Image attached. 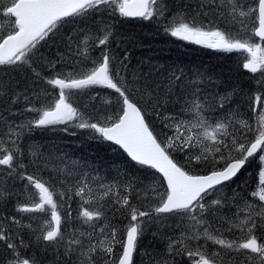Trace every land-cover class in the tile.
I'll return each mask as SVG.
<instances>
[{
    "label": "snow or ice",
    "instance_id": "1",
    "mask_svg": "<svg viewBox=\"0 0 264 264\" xmlns=\"http://www.w3.org/2000/svg\"><path fill=\"white\" fill-rule=\"evenodd\" d=\"M180 7L181 10L172 16L171 26L165 29L171 36L228 52L243 50L250 57L243 68L264 74V0H252L251 4L246 0H198L191 18L187 15L190 6ZM0 8L11 20V30L0 33V66L11 67L18 77L15 81L8 80L5 72V78L0 79V107L3 108L0 127L13 145L11 151L3 149L0 165L10 169V176L19 169L20 179L28 182L26 187L35 190L26 194L27 200L32 201L35 197V201L18 205V212L50 213V219L35 237L36 241L46 242V247H52L58 254L57 259L62 256L67 264H134L138 240L149 224L179 216L187 218L189 224L181 233V239L171 240L168 244L169 252L175 250L177 255L186 254L193 264H252L253 260L264 264V169L258 173L256 190L250 193V197H258V202L249 203L238 192H234L231 200L226 196L207 200L210 193L220 191L226 182L238 178L250 158L264 153V111L259 113L255 126L243 120L239 121V128L231 120L211 121L205 114V105L200 102L199 90L184 82L182 69L161 68L157 71V79L152 78L151 72H129L128 55L115 56L111 49L116 42L114 25L104 21L98 24L93 19L106 13L145 20L160 19L170 11L165 0H7L0 3ZM210 14L235 27L236 33L216 26L208 19ZM200 17L208 19V23H203L198 19ZM76 18L81 27H73L59 37L61 26L74 23ZM253 37H258L260 42L253 43ZM49 40L54 43L60 40L63 47H57L55 53L45 56L41 53V42ZM95 48L101 49L98 60L91 59L90 50ZM84 61L90 62L92 67L83 68ZM57 65L80 68V71L58 72ZM161 72L163 79H159ZM40 82L56 92L54 102L46 107H26L25 111L36 113V118L17 125L10 117L19 113L17 106L21 100L30 101L29 93L38 91L33 85ZM93 86L113 90L115 99L103 98L99 92H93L86 94L87 102L79 107L73 106L76 101L69 102L70 94H79L71 93V90L83 91ZM33 98L39 101L38 95ZM228 99L227 96L220 98L219 107L223 108ZM251 99L254 110L264 109L261 94ZM175 105H179V115L167 111L169 106ZM9 106L16 111H11ZM189 114H194V118H184ZM149 115L158 118L166 131L155 133L146 119ZM69 122H74L78 129L93 130L99 139L119 145L137 164L160 174L163 191L150 186L142 189L138 185L144 181L133 177L122 187L101 185L103 191L97 197L88 183V174L77 173L76 195L82 200L87 197L84 204L114 194L115 204L119 206L117 210L127 209L128 224L123 229L100 227L97 234L93 225L91 231L71 230L66 234L62 223L71 216V206L62 217L56 199L57 195L63 198L64 193H58L51 180L42 181L28 175L27 166L18 163L25 155L19 146L25 128L30 131L33 126L64 124L63 131L67 132ZM250 133L252 139L248 138ZM176 153H183L185 158L176 159ZM31 154L37 157L36 151ZM259 159L264 161V155ZM204 166H209L206 174H194L195 167ZM70 177L73 173L66 171L65 179L59 182L65 184ZM149 191L157 200L151 211H143L131 203L133 192L137 193V198L142 194L147 199ZM6 198L7 193L0 190V200ZM229 203L238 209L231 217L223 215ZM81 207L79 215L85 224L105 215L101 207L92 211ZM240 212L244 213L242 217ZM5 219L20 225L15 216ZM214 221L216 225H226L223 231L214 226ZM27 228L31 229V224ZM234 230L240 233L237 239L225 238V233ZM202 238L219 246L220 251L209 253L199 244ZM0 242L10 253V258L3 257L0 264H39L34 255L28 254L30 245L25 244L18 233L0 226ZM193 244L196 246L192 247ZM117 248L119 255H116ZM154 264H169V261L157 260Z\"/></svg>",
    "mask_w": 264,
    "mask_h": 264
},
{
    "label": "trees",
    "instance_id": "2",
    "mask_svg": "<svg viewBox=\"0 0 264 264\" xmlns=\"http://www.w3.org/2000/svg\"><path fill=\"white\" fill-rule=\"evenodd\" d=\"M6 2L7 0H0V3ZM246 2L251 4L252 0H246ZM165 3L168 4L170 11L166 12L165 16L160 19H129L120 17L118 13L113 15L106 13L103 16L96 15L93 19L98 24L100 21H104L114 25L116 42L111 45V49L115 56L128 55L130 61L129 72L142 71L144 74L151 72L152 78L157 79V71L161 68L165 70L180 68L185 73L184 82L199 90L200 102L205 105V114L211 121L227 122L231 120L233 125L239 128V121L243 120L255 126L259 113L264 109L256 108L254 110L251 98L256 94H261L264 97V74L261 71L252 73L249 69L243 68V64L250 58L249 54L243 50L228 52L171 36L170 32L165 31V29L171 26L172 16L181 10L180 6L189 5L187 15L191 18L197 9L198 0H165ZM198 19L203 20L205 24L208 23V19L213 20L216 26L234 34L237 31L235 27H231L226 21L216 20L211 14L208 19L202 17ZM73 27H81L79 18H76L74 23L62 25L57 35L63 37L65 32ZM10 30L11 20L3 15L2 8H0V33ZM256 41V38L253 37L252 42L256 43ZM41 45V53L45 56L55 53L57 47H63L60 40H56L55 43L52 40L47 43L41 42ZM100 52V48L90 50L91 59L98 60ZM36 67L39 69L40 65L37 63ZM82 67L90 68L92 64L84 61ZM73 70L80 71V68L72 69L57 65L58 72ZM5 72L8 74L6 79L11 81L18 79L14 69L3 66H0V79L5 78L3 75ZM22 75L28 74L22 73ZM163 75V72H161L159 79H163ZM30 81L31 77L29 76ZM33 87L38 91L29 93V102L21 100L17 106L19 113L10 117V120L17 125L27 124L36 118L37 114L25 111L26 107H46L48 104L53 103L56 98V92L52 87L43 82L33 85ZM77 92L78 95L70 94L69 98V102L76 101L73 104L74 107H79L87 102L86 94L99 92L101 97L112 99H115L116 95L113 90L106 89L103 86H93V88L83 91L71 90V93ZM36 95L39 96V101L33 98ZM225 96L229 99L225 101V106L220 108L218 101ZM97 105L99 106V102H97ZM9 108L13 112L16 111L11 106ZM0 111H3L2 107H0ZM167 111L173 115H179V105L169 106ZM149 112H151V109H149ZM184 118H194V114H189ZM146 119L155 133L166 131L162 128L158 118L149 115ZM64 127V124H59L43 128L33 126L30 131L25 128L19 141V146L25 155L18 163L27 166L25 171L28 175H34L42 181L51 180L55 183L57 192L64 193L63 198L57 195L56 199L58 211H60L62 217L69 211V205L71 206V216L62 223V230L66 234L71 230L91 231L93 225L96 226L98 234L100 227L107 229L112 226L123 229L128 224L127 209L120 208L117 210L119 206L115 204L116 196L114 194L98 202L84 204L87 197L82 200L80 196L76 195L77 173L88 174V183L97 197L103 191L101 185L113 184L122 187L133 177L144 181V184L138 185L142 189L150 186L163 191L160 176L154 170L134 163L119 147L99 139L98 134H94L93 130L78 129L75 127L74 122H69L67 132L63 131ZM73 132H75V135L72 134ZM168 135H171V132H168ZM248 138L252 139L251 133ZM0 140L3 141V144L0 145V156H2L4 154L3 149L9 151L13 149V145L2 127H0ZM33 151L37 152V157L32 156ZM174 155L178 160L185 158L183 153ZM260 155H264V153H257L254 158H250L244 169L238 174V178H234L233 182H227L226 186L220 191L210 193L207 200L221 199L225 196L231 200L234 192H238L240 197L248 199L249 203L258 202V197H250V193L256 190L259 183L258 173L264 169V161L259 159ZM208 167H195L194 174H206ZM61 169L65 171H60ZM9 171L10 169L7 166L0 165V190L7 193V198L0 200V222H2L0 226L7 231L22 236L25 244L30 245L28 254L34 255L39 264H67L62 256L57 259L58 254L52 247H46V242L36 241L35 239L45 226L46 220L50 219V213L17 211L18 205L35 201V197L32 201L26 199V194L35 190L26 187L28 182L20 179L22 173L19 169L13 172L11 176ZM66 171H71L73 177L68 178L65 184H61L59 181L65 179ZM130 199L132 204L143 211H151L152 207L157 204L154 193L151 191L148 192L147 199H144L142 194L140 198H137L136 192H133ZM82 205L90 211L101 207L105 215L100 220L85 224L83 218L79 215ZM237 211V207L229 203L224 208L223 215L231 217L232 213ZM239 215L242 217L244 213L240 212ZM12 216L20 221V225L11 224L10 220L5 219V217L10 218ZM213 223L214 226L221 227L222 231L226 227V225H216L215 221ZM29 224L32 226L31 229L27 228ZM188 224L187 218L179 216H170L161 221L150 223L145 233L139 238L135 253V264H153V260H190L186 254L177 255L175 250L168 251V244L171 240L181 239V233L185 231ZM239 236L238 230H234L230 234L225 233L227 239H237ZM199 244L203 245L209 253L214 250L220 251L219 246L212 244L211 241L205 242L203 238L199 241ZM191 246L195 247L196 245ZM116 255H119L118 248ZM239 255L242 258V254ZM5 256L10 258V253L0 242V259ZM252 264H257V261L253 260Z\"/></svg>",
    "mask_w": 264,
    "mask_h": 264
},
{
    "label": "flooded vegetation",
    "instance_id": "3",
    "mask_svg": "<svg viewBox=\"0 0 264 264\" xmlns=\"http://www.w3.org/2000/svg\"><path fill=\"white\" fill-rule=\"evenodd\" d=\"M156 260H153V264ZM169 264H193L192 260L179 259V260H168Z\"/></svg>",
    "mask_w": 264,
    "mask_h": 264
},
{
    "label": "rangeland",
    "instance_id": "4",
    "mask_svg": "<svg viewBox=\"0 0 264 264\" xmlns=\"http://www.w3.org/2000/svg\"><path fill=\"white\" fill-rule=\"evenodd\" d=\"M256 40H257L256 43H259L260 42L257 38H256Z\"/></svg>",
    "mask_w": 264,
    "mask_h": 264
},
{
    "label": "water",
    "instance_id": "5",
    "mask_svg": "<svg viewBox=\"0 0 264 264\" xmlns=\"http://www.w3.org/2000/svg\"><path fill=\"white\" fill-rule=\"evenodd\" d=\"M131 18H139V17H131ZM258 38V37H257Z\"/></svg>",
    "mask_w": 264,
    "mask_h": 264
}]
</instances>
